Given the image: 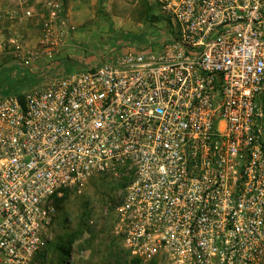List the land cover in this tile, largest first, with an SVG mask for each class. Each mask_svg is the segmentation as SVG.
<instances>
[{"label":"built area","instance_id":"obj_1","mask_svg":"<svg viewBox=\"0 0 264 264\" xmlns=\"http://www.w3.org/2000/svg\"><path fill=\"white\" fill-rule=\"evenodd\" d=\"M148 1L163 33L0 96V264H35L56 199L105 175L140 263L264 264V0ZM64 10L25 8L40 30L7 38L18 62L57 52Z\"/></svg>","mask_w":264,"mask_h":264},{"label":"rangeland","instance_id":"obj_2","mask_svg":"<svg viewBox=\"0 0 264 264\" xmlns=\"http://www.w3.org/2000/svg\"><path fill=\"white\" fill-rule=\"evenodd\" d=\"M35 2L0 0L2 84L15 62V57L6 53L12 50L5 45L7 38L22 36L30 46L38 39L39 17H27L24 12ZM64 5V16L71 27L64 43L51 58L35 59L27 66L43 78L49 68L70 71L111 58L122 49V41L142 43V38L163 33L167 27L159 9L148 0H64ZM43 82H32L23 89L39 88ZM121 181L105 175L93 178L80 192L71 191L55 211L46 230L47 243L35 257V264H128L132 256L114 232Z\"/></svg>","mask_w":264,"mask_h":264},{"label":"trees","instance_id":"obj_3","mask_svg":"<svg viewBox=\"0 0 264 264\" xmlns=\"http://www.w3.org/2000/svg\"><path fill=\"white\" fill-rule=\"evenodd\" d=\"M160 16L162 18V22L164 23V25L167 26L169 23V19L163 16L161 13H160ZM142 39H143V42H146L148 40V38H142ZM6 53H11V52L9 51ZM14 60L15 62L9 68V73L7 72V75H6L7 78L4 80L5 84L0 83L1 84L0 85V96L14 94L17 97H19V99L23 100V94L25 92V90L23 89V86L29 85L35 81L37 82L44 81L47 78L46 76L48 77L51 76L53 71L55 70L54 68H49V70L46 71V73L48 74H46L43 78L42 77L43 75H40L39 71H34V70L29 69L26 65L18 62L16 58ZM99 177L103 178L104 176H98L95 178H99ZM125 183H126L125 180L122 179V181L119 184L118 183L117 184L119 187L123 188L125 186ZM70 192L71 191L69 190H65L63 195L60 198L56 199L55 201L56 209L60 207V204L68 197ZM139 263H140L139 260L135 257L130 258V260L128 261V264H139ZM150 264H153V263H150Z\"/></svg>","mask_w":264,"mask_h":264}]
</instances>
